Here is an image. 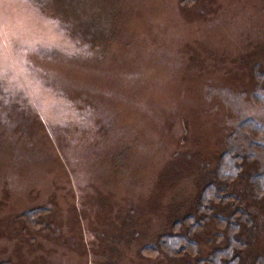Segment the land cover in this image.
<instances>
[{
	"label": "rangeland",
	"instance_id": "obj_1",
	"mask_svg": "<svg viewBox=\"0 0 264 264\" xmlns=\"http://www.w3.org/2000/svg\"><path fill=\"white\" fill-rule=\"evenodd\" d=\"M262 193L264 0H0V264H249Z\"/></svg>",
	"mask_w": 264,
	"mask_h": 264
},
{
	"label": "trees",
	"instance_id": "obj_2",
	"mask_svg": "<svg viewBox=\"0 0 264 264\" xmlns=\"http://www.w3.org/2000/svg\"><path fill=\"white\" fill-rule=\"evenodd\" d=\"M41 2V1H40ZM227 168V166H225L224 165V169H226ZM222 169H223V164H222ZM258 195V193H256V195L255 196H257ZM262 195H264V193H262ZM259 196V195H258ZM243 213H244V211H242ZM243 218L245 219V214L243 215ZM229 225H230V227H232V228H236L235 226H239V224L238 223H236V222H234V220H231V222L229 223ZM220 235H222V234H220ZM179 236H181L182 237V235H179ZM234 242L236 243V241L238 242V244H237V249H239L240 247H242V248H245V247H247L248 245H249V243H251V236H247V238L246 239H243V238H238V237H236L235 235H234ZM187 241H188V239H187ZM233 250H234V247H233ZM223 254H224V252H222ZM264 249L261 251V252H254V256H252V257H250V263L249 264H264ZM206 259L204 258V259H200L199 260V262L201 263V264H203V262L205 261ZM221 263L220 264H227L228 263V260H226V259H223V260H221L220 261ZM229 264H230V262H229Z\"/></svg>",
	"mask_w": 264,
	"mask_h": 264
}]
</instances>
